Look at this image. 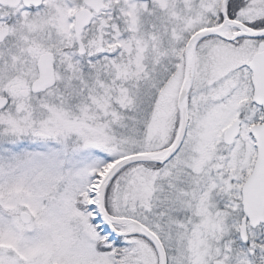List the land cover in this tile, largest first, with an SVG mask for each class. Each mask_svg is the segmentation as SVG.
Returning <instances> with one entry per match:
<instances>
[{
    "label": "snow or ice",
    "instance_id": "1",
    "mask_svg": "<svg viewBox=\"0 0 264 264\" xmlns=\"http://www.w3.org/2000/svg\"><path fill=\"white\" fill-rule=\"evenodd\" d=\"M0 264H264V0H0Z\"/></svg>",
    "mask_w": 264,
    "mask_h": 264
}]
</instances>
